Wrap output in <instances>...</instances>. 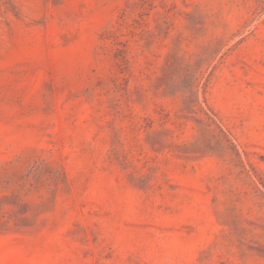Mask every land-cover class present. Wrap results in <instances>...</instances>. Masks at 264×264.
Returning a JSON list of instances; mask_svg holds the SVG:
<instances>
[{
    "label": "rangeland",
    "instance_id": "obj_1",
    "mask_svg": "<svg viewBox=\"0 0 264 264\" xmlns=\"http://www.w3.org/2000/svg\"><path fill=\"white\" fill-rule=\"evenodd\" d=\"M0 264H264V0H0Z\"/></svg>",
    "mask_w": 264,
    "mask_h": 264
}]
</instances>
